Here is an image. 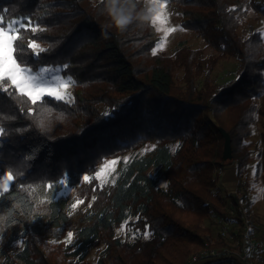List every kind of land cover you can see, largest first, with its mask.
I'll list each match as a JSON object with an SVG mask.
<instances>
[{
	"label": "trees",
	"instance_id": "1",
	"mask_svg": "<svg viewBox=\"0 0 264 264\" xmlns=\"http://www.w3.org/2000/svg\"><path fill=\"white\" fill-rule=\"evenodd\" d=\"M169 1L181 27L215 56L185 44L172 55L153 54L160 37L144 0H0L5 22L30 18L43 29L34 38L45 51L28 49L24 66L63 67L73 82L72 103L44 97L32 104L10 86L0 90V169L15 177L0 190L3 264H88L98 242L105 248L95 264H194L206 249H231L222 231L215 241L211 236L227 221L240 222L239 202L254 223L246 178L252 160L257 176L264 171V132L262 146L251 148L258 117L264 126V37L249 13L264 16V0ZM114 7L132 17L122 30ZM31 37L24 33L25 44ZM227 58L238 62L235 77L213 82L214 68ZM221 129L230 135L238 179L227 197L218 191L229 166ZM145 145L154 147L114 183L95 178L106 160ZM152 168L165 188L148 174ZM64 185L70 194H60ZM128 220L149 237L116 236ZM68 232L70 253L54 246ZM19 239L24 247L12 254ZM202 264L240 263L222 256Z\"/></svg>",
	"mask_w": 264,
	"mask_h": 264
},
{
	"label": "rangeland",
	"instance_id": "2",
	"mask_svg": "<svg viewBox=\"0 0 264 264\" xmlns=\"http://www.w3.org/2000/svg\"><path fill=\"white\" fill-rule=\"evenodd\" d=\"M144 1H147L149 3V8L151 9L156 8V6L151 3V0H144ZM161 2H163V0H161ZM165 13L167 16V23L163 25V28L174 27L176 31L170 33L167 36L166 40H163V46L159 47L164 37V32L162 30L161 31L157 30L158 27H161L159 23L157 24V26H155L160 37L158 43L154 48L155 53L172 55L175 52V50L180 47L181 44H185L192 49H203L205 51L206 57H211L213 55L215 56V51L211 48H207L204 41L196 33L183 29L181 27L180 17L176 13L172 3L169 0H167V7L165 9ZM154 14L155 11H150L151 20ZM249 21L251 23V26L254 27V29L260 31L264 37V16L252 11L249 13ZM237 67H238V62L234 58H227L224 60L222 59L217 64L216 68H214L211 75V80L215 83L223 84L224 82H227L235 77V72ZM28 68L34 74H37L42 82H44L45 84H52L53 86H55V79L57 77L64 80L70 78L69 76L63 74L62 72L63 67H59V66L58 67L44 66V67H39L37 69L31 67ZM177 76H178V81L182 83L183 71L182 70L178 71ZM71 87L72 84L67 89V92L70 94V98L69 96H66L65 99L60 101L66 103L73 102ZM263 127H264L263 120L260 117H258V122L256 123L254 128V135L251 139L252 142L251 148H258L262 146L261 135L264 132ZM153 147H154L153 145H145L138 151H131L126 155L106 160L97 170V172H101V170L103 169L101 177L98 179L95 175V178L98 180L100 184L114 183L117 180L120 171L125 166H127L132 160L136 158H140L145 153L151 151ZM112 161H115V163L114 164L110 163ZM226 164H228L229 166L226 167L221 172V176L218 182V191L224 197H227L229 193H232L235 190L236 185L238 183L237 171H236L237 169H236V165L234 164V160L232 162H227ZM106 165L107 167H105ZM157 172H158V168H152L150 169L148 174L151 177L157 178L159 180V186L165 188L166 180L162 176L157 177ZM246 180L248 182V188H249L248 201L251 206L250 215L254 219V223L251 225H253L256 235L260 237L264 235V171H262L261 174L257 176L254 160H252L250 164V167L247 172ZM0 190L3 191L2 185H0ZM71 191L72 188H70L67 185H64L63 190L60 194L68 195L70 194ZM238 207H240V209L244 211L245 215L249 217L247 211L244 209V206L242 205L241 202H239ZM240 218H241V213H240ZM128 222L129 220L122 223L119 226V228L116 230V236L120 237L122 240L134 241L137 238H144L145 232L148 233V231L143 232L132 228L128 224ZM208 224L209 221L206 222V226H208ZM122 225H124L123 231H121ZM219 230L220 232L221 231L223 232V226H221V228L219 229L217 228L213 229L211 236L212 241H215ZM68 233L64 237H62L59 241H57L58 243L54 244V246L57 249L63 252L66 251V253L71 252L70 249L71 247L69 246H72L74 241V236L72 237L71 243L67 241ZM148 237H149V233H148ZM228 242L231 244V248H233L236 239L230 240ZM23 247H24L23 239H19L13 243L11 248V253L12 254L19 253ZM104 248H105L104 242H98L95 246H93L86 258V263L95 264L97 262L99 253ZM3 262H4V257L0 255V264H3Z\"/></svg>",
	"mask_w": 264,
	"mask_h": 264
},
{
	"label": "snow or ice",
	"instance_id": "3",
	"mask_svg": "<svg viewBox=\"0 0 264 264\" xmlns=\"http://www.w3.org/2000/svg\"><path fill=\"white\" fill-rule=\"evenodd\" d=\"M117 0H113L115 5ZM151 3L156 6L155 9L149 8L148 11H155L152 17L151 24L155 27L159 23L161 27H158V31L164 32V37L159 47L163 46V40H166L167 36L176 31L174 27L163 28V25L167 23V16L165 9L167 7V0H151ZM114 14L120 17V23H126L125 16L119 13L117 8L112 9ZM7 11V10H5ZM26 21V22H25ZM39 31H43L39 25H34L30 18L11 19L5 22V17L0 15V90L8 91V87H12L16 94L26 96L32 104H36L37 101L42 100L45 96L53 97L56 100H63L70 94L67 89L73 83L71 78L67 80L57 77L55 79V86L52 84H45L41 81L37 74H34L28 67L24 66L25 62L20 59L23 54L28 50H32V54L39 56L45 49L41 48L35 40V34ZM30 32L32 37L28 39L27 43L24 42V33ZM155 54V49L153 50ZM3 128H0V136L3 135ZM176 147H179L177 145ZM175 151V148L173 149ZM112 164L115 161L110 162ZM107 167V165L105 166ZM101 172H97L96 177L99 179L102 175ZM15 177L13 173L9 171L4 173L3 169H0V185H2L3 192H7ZM84 179L88 181L90 178L85 176ZM60 183H63L61 181ZM49 189L53 187L52 184L47 185ZM2 194V193H0ZM82 201L77 200L72 205L76 208ZM124 230V225L121 226V231ZM73 233L69 232L67 241L71 243ZM148 237V233L145 232L144 238Z\"/></svg>",
	"mask_w": 264,
	"mask_h": 264
},
{
	"label": "built area",
	"instance_id": "4",
	"mask_svg": "<svg viewBox=\"0 0 264 264\" xmlns=\"http://www.w3.org/2000/svg\"><path fill=\"white\" fill-rule=\"evenodd\" d=\"M241 213L240 222H225L223 235L236 242L233 248L221 250H204L201 254L193 258L194 264H201L209 259L228 257L237 255L245 264H264V235L258 236L251 225L249 218L239 207Z\"/></svg>",
	"mask_w": 264,
	"mask_h": 264
},
{
	"label": "water",
	"instance_id": "5",
	"mask_svg": "<svg viewBox=\"0 0 264 264\" xmlns=\"http://www.w3.org/2000/svg\"><path fill=\"white\" fill-rule=\"evenodd\" d=\"M221 134L223 136L224 139V144H223V162L227 163V162H232L234 160V155H233V148H232V144H231V138L230 135L227 131H225L224 129H221ZM228 258H232L237 260L240 264H245L237 255H230L228 256ZM216 259L219 258H215V259H209L206 260L205 262H210V261H214ZM203 262V263H205ZM202 264V263H201Z\"/></svg>",
	"mask_w": 264,
	"mask_h": 264
},
{
	"label": "clouds",
	"instance_id": "6",
	"mask_svg": "<svg viewBox=\"0 0 264 264\" xmlns=\"http://www.w3.org/2000/svg\"><path fill=\"white\" fill-rule=\"evenodd\" d=\"M109 2H110L111 4H113V0H109ZM109 11H110V13L113 12L112 9H109ZM125 18H126V23L121 24V23H120V17H119L118 15H113V20H114V23H115V25H116L117 28H119V29L122 30V29L125 28L129 23H131V20H132V17H131V16H125Z\"/></svg>",
	"mask_w": 264,
	"mask_h": 264
}]
</instances>
